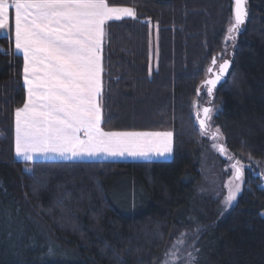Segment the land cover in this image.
<instances>
[{
    "label": "trees",
    "instance_id": "16d2710c",
    "mask_svg": "<svg viewBox=\"0 0 264 264\" xmlns=\"http://www.w3.org/2000/svg\"><path fill=\"white\" fill-rule=\"evenodd\" d=\"M107 1L135 8L138 19L106 24L103 126L172 130L174 155L16 157L23 58L13 32L1 34L0 264H159L183 229L197 230L194 264H264V187L255 170L246 168L245 187L225 214L219 200L197 192L206 139L196 110L212 99L203 82L212 59L225 54L234 0ZM247 5L229 72L212 101L220 106L214 124L244 163L264 161V0Z\"/></svg>",
    "mask_w": 264,
    "mask_h": 264
},
{
    "label": "snow or ice",
    "instance_id": "6c2138e0",
    "mask_svg": "<svg viewBox=\"0 0 264 264\" xmlns=\"http://www.w3.org/2000/svg\"><path fill=\"white\" fill-rule=\"evenodd\" d=\"M245 5L246 0H234V23L226 39L234 40V33L245 23ZM10 9H14V21ZM124 19H138L136 9L109 6L107 0H0V31L14 25V50L23 58L26 99L15 109L16 157L32 161L48 154L71 159L100 153L141 157L172 153V132H106L101 127L105 26ZM10 51L5 50V54ZM216 63L214 57L212 65ZM229 66L224 60L215 77L205 82L208 95L213 94ZM207 71L211 74L213 68ZM214 111L205 106L203 118L197 115L202 134ZM213 136L222 138L218 127ZM214 147L221 153L227 151L224 145ZM231 168L234 174L225 209L236 200L244 182L243 165L237 161ZM166 257L165 264H181L183 259L179 248ZM187 257V264H194L191 252Z\"/></svg>",
    "mask_w": 264,
    "mask_h": 264
},
{
    "label": "rangeland",
    "instance_id": "374dc122",
    "mask_svg": "<svg viewBox=\"0 0 264 264\" xmlns=\"http://www.w3.org/2000/svg\"><path fill=\"white\" fill-rule=\"evenodd\" d=\"M234 23V22H233ZM244 24L241 26L243 28ZM228 36V34H227ZM226 36V37H227ZM235 39H226L225 42V54L223 58L217 60L216 69L219 68V65L224 62V60L229 59L230 53L235 47L238 33H234ZM214 98V94H213ZM213 98L208 100L207 98L204 101H200L198 108L196 112L198 111V114L200 117L203 115V108L207 105H211L215 109L212 119L210 122H208L207 125V131L204 133L205 141L202 144V158H201V180L197 187V192L201 197H209L213 200H219V204L222 206L223 214L227 213L237 202L239 196L241 195L244 187H245V170L246 168L250 167L255 170V172L260 176L261 180V186L264 187V161L261 159H257L254 157H250V160L248 163H244L242 160L238 159L226 146L224 142V137L222 135V138H215L213 134L216 132V129L218 126L214 124V116L217 114V112L220 109V106L218 104H214ZM199 123V122H198ZM219 128V127H218ZM220 130V128H219ZM120 131H126V130H120ZM127 131H146V132H152V131H171L174 134V131L172 130H127ZM220 133L222 134L221 130ZM175 140V137H174ZM214 145H224L227 149L226 152L221 153L218 151L217 147H214ZM99 160V159H97ZM237 161L240 162V164L243 165V172H244V182L242 184V190L240 193L237 194L236 200L233 202L231 207L225 209L224 206V200L225 197L228 195L229 191V183L233 178L234 169L231 168V165L236 163ZM28 170H31V166H28ZM197 230H190V229H183L177 234L173 235L168 242V246L162 253V257L160 259L159 264H165V261L167 259L166 254L170 251H174L175 248H179V255L182 257L181 264H187V253L191 252L192 256L195 257V244H196V238H193V236L196 235ZM185 234L181 236V234ZM184 241V243L181 245L179 241ZM175 243V247H174Z\"/></svg>",
    "mask_w": 264,
    "mask_h": 264
},
{
    "label": "crops",
    "instance_id": "0c3cea01",
    "mask_svg": "<svg viewBox=\"0 0 264 264\" xmlns=\"http://www.w3.org/2000/svg\"><path fill=\"white\" fill-rule=\"evenodd\" d=\"M107 3H108V1H107ZM109 6L129 7V6H120V5H111V4H109ZM10 18H12L13 21H14V9H10ZM105 30H106V26H105ZM11 32H13V34H14V25H10V28L8 30H6V31H0V35L1 34H9ZM104 43H105V39L102 42V57H103L102 63H103V68H104ZM102 84H103V88H104V72L102 74ZM22 106H20V107H22ZM101 127L106 132L107 131L124 132V131H120V130H107V129L104 128V126H103V109H102V123H101ZM135 132H146V131H135ZM152 132H171V131H152ZM80 135H81V138H84L83 132H81ZM172 141H173V151H172L171 154H168V155H165V156L149 155L147 157H141V156H130V155H127V154H125L123 156H120V155L113 156V155H109L107 153H100V154H97L95 156L84 155V156L68 159V158H64V157H61V156H58V155H55V154H48V155H38L32 161H36V160H80V159H85V160H97V159H105V160H126V159H129V160H159L160 159L161 160V159H171L173 157L174 151H175L174 150L175 149L174 148V134H173V137H172ZM19 159L24 160L23 158H19Z\"/></svg>",
    "mask_w": 264,
    "mask_h": 264
},
{
    "label": "water",
    "instance_id": "95a60500",
    "mask_svg": "<svg viewBox=\"0 0 264 264\" xmlns=\"http://www.w3.org/2000/svg\"><path fill=\"white\" fill-rule=\"evenodd\" d=\"M245 7H246V9H247V14H248L247 0H246V5H245ZM215 58H216V57H215ZM216 60H217V59H216ZM227 60L230 62V65H231V60H230V59H227ZM216 64H217V63H216ZM221 64H222V63H221ZM215 66H216V65H215ZM215 66L211 65L210 68H213V73H211V74L206 78V80L203 82L204 84H205V82H206L208 79H213V78L215 77V74L218 73V69H216ZM229 69H230V66H229ZM229 69H228L227 73L225 74V76L222 78V80L217 84V86H218L222 81L225 80V78H226V76H227V74H228V72H229ZM217 86H216V87H217ZM216 87L214 88V91H215ZM214 91H213V93H214ZM211 98H213V94L211 95ZM207 106H211V105H207ZM197 115H198V113H197ZM200 118H203V115H202V117H200ZM198 122H199V121H198Z\"/></svg>",
    "mask_w": 264,
    "mask_h": 264
}]
</instances>
